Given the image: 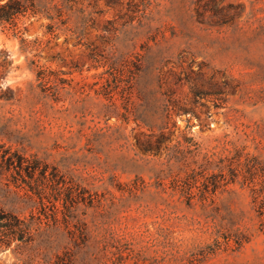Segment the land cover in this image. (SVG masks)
I'll return each mask as SVG.
<instances>
[{"label": "rangeland", "instance_id": "obj_1", "mask_svg": "<svg viewBox=\"0 0 264 264\" xmlns=\"http://www.w3.org/2000/svg\"><path fill=\"white\" fill-rule=\"evenodd\" d=\"M37 1L54 33L0 26V144L41 161L0 165V264H264V0Z\"/></svg>", "mask_w": 264, "mask_h": 264}, {"label": "trees", "instance_id": "obj_2", "mask_svg": "<svg viewBox=\"0 0 264 264\" xmlns=\"http://www.w3.org/2000/svg\"><path fill=\"white\" fill-rule=\"evenodd\" d=\"M42 16L49 19L46 23L41 24V26H45L46 28L44 32L54 33V22H52L54 15L51 12V6L41 9L37 0H0V26L3 29L6 28L11 30L14 34L21 35L27 31L28 23H31L33 19ZM167 138V133L161 130L158 133H150L149 138L146 141L137 137L136 144L139 150L143 153H158L166 148V145L163 144L168 140ZM40 164V160L29 158L17 151H9V149L3 148L0 144V165L3 168H14L18 173L25 170L26 174L32 178L33 172ZM44 166L47 167L45 163ZM262 170L261 189H263L264 192V167ZM249 173V175L243 174V180L249 183L254 182V177L258 174V169L254 172L249 171ZM231 174V177L226 179L225 182L234 181L235 176L238 173L233 171ZM56 175L57 171L54 166L51 171V179H54ZM216 177V173L211 174V179H209V184H212L211 190H216L219 187V180ZM30 189H34L40 194L42 192V184L36 183L35 185H30ZM251 189L254 193V200L256 202L258 213L261 216V227L264 228V195L261 196V191L256 187L255 183L251 184ZM29 232L30 227L28 223H25V220L17 214L10 211H4L0 207V245H8L13 239H24V236ZM72 263L73 254L66 248L61 253L56 254L52 261L46 259L45 262H43V264Z\"/></svg>", "mask_w": 264, "mask_h": 264}]
</instances>
